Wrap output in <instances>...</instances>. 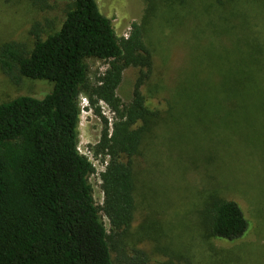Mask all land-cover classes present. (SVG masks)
Wrapping results in <instances>:
<instances>
[{
	"label": "rangeland",
	"instance_id": "1",
	"mask_svg": "<svg viewBox=\"0 0 264 264\" xmlns=\"http://www.w3.org/2000/svg\"><path fill=\"white\" fill-rule=\"evenodd\" d=\"M45 1L0 0V46L19 42L29 52L34 24L41 39L57 31L69 0ZM95 1L118 38L140 26L153 60L141 92L158 118L133 158L135 210L116 241L122 264H264V0ZM86 64L92 83L108 66L96 58ZM137 77V68L123 71L116 90L123 103ZM51 89L46 80L16 83L0 69V103ZM79 104L78 150L94 167L89 182L101 205L107 157L95 145L101 116L111 124L113 113L99 102L101 116L94 114L83 95ZM213 196L240 207L248 225L240 238L207 236L203 212Z\"/></svg>",
	"mask_w": 264,
	"mask_h": 264
},
{
	"label": "trees",
	"instance_id": "2",
	"mask_svg": "<svg viewBox=\"0 0 264 264\" xmlns=\"http://www.w3.org/2000/svg\"><path fill=\"white\" fill-rule=\"evenodd\" d=\"M34 1L48 7L45 0ZM66 5L57 31L41 39L38 23L32 26L29 52L19 42L0 46V69L11 80L52 83L40 98L21 95L0 103V264L124 261L116 241L135 210L133 158L158 118L141 92L152 73V54L138 24L118 38L95 0ZM89 58L108 63L94 83L88 77ZM128 67L137 68L138 77L130 100L123 103L116 90ZM242 87H230L227 95L236 96ZM80 95L94 114L101 116L99 102L113 113L111 124L101 116L104 127L95 145V152L107 157L98 174L101 205L94 202L89 182L94 167L78 150ZM203 220L208 237L225 240L240 238L248 226L235 201L216 196ZM113 251L120 256L116 262Z\"/></svg>",
	"mask_w": 264,
	"mask_h": 264
}]
</instances>
